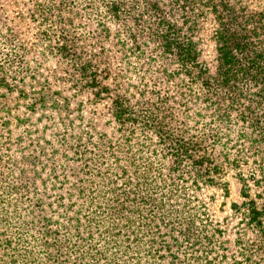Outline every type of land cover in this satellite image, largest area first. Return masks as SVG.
Segmentation results:
<instances>
[{
	"label": "rangeland",
	"instance_id": "1",
	"mask_svg": "<svg viewBox=\"0 0 264 264\" xmlns=\"http://www.w3.org/2000/svg\"><path fill=\"white\" fill-rule=\"evenodd\" d=\"M221 29L264 69V0H0V264H264V83L228 102Z\"/></svg>",
	"mask_w": 264,
	"mask_h": 264
},
{
	"label": "trees",
	"instance_id": "2",
	"mask_svg": "<svg viewBox=\"0 0 264 264\" xmlns=\"http://www.w3.org/2000/svg\"><path fill=\"white\" fill-rule=\"evenodd\" d=\"M116 12L117 9H114ZM166 30L170 32V27H166ZM168 32L162 37L166 38L163 40L165 44V51H173L176 53L177 57L180 59L182 64L185 62L183 58L187 59L191 55V50L184 45L179 46L177 43L171 42L168 35ZM217 44V52H218V60H219V67L218 69L219 79L215 82L220 87V89L229 94V103H233L234 101L231 99L233 95L232 88H235L236 81L251 83L252 85L264 83V69H259L260 67H256L257 65L261 64L260 62V55L250 56L248 45L244 43V41H240L239 37H236L235 34L230 33L227 29H221L218 35V39L216 41ZM247 45V46H246ZM69 52L66 49L61 50V54L64 56H68ZM249 60V61H246ZM181 64V65H182ZM81 69H87L86 65H83ZM85 74L86 72H81ZM264 85V84H263ZM90 91L95 98H99L101 94L107 93V91L103 88H99V86L95 83V79H91L89 85ZM264 99V94L263 97ZM251 110L252 107L248 106ZM244 108L243 114L249 113L250 109ZM113 113L114 116L117 118V122L121 121H128L131 120V116L133 112L126 107L121 98H116L113 101ZM253 111V110H252ZM251 111V112H252ZM261 129H263L264 120L260 121ZM264 130H262L263 132ZM264 139V137H261ZM185 147H179V151L183 152ZM176 162H174L175 164ZM250 226L256 227L261 234L264 236V209L259 211L256 208H252L250 210V219L248 220Z\"/></svg>",
	"mask_w": 264,
	"mask_h": 264
}]
</instances>
